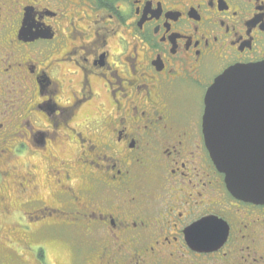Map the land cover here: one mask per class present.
<instances>
[{"label": "flooded vegetation", "instance_id": "flooded-vegetation-1", "mask_svg": "<svg viewBox=\"0 0 264 264\" xmlns=\"http://www.w3.org/2000/svg\"><path fill=\"white\" fill-rule=\"evenodd\" d=\"M263 61L264 0H0V216L77 264H264V204L203 133L209 87Z\"/></svg>", "mask_w": 264, "mask_h": 264}, {"label": "water", "instance_id": "water-1", "mask_svg": "<svg viewBox=\"0 0 264 264\" xmlns=\"http://www.w3.org/2000/svg\"><path fill=\"white\" fill-rule=\"evenodd\" d=\"M203 133L229 192L264 204V61L230 68L209 87Z\"/></svg>", "mask_w": 264, "mask_h": 264}, {"label": "rangeland", "instance_id": "rangeland-1", "mask_svg": "<svg viewBox=\"0 0 264 264\" xmlns=\"http://www.w3.org/2000/svg\"><path fill=\"white\" fill-rule=\"evenodd\" d=\"M15 194L13 204L22 196L19 190ZM30 220L23 217L12 224L10 218L0 216V264H77L74 237L63 229L52 231L41 223L32 225Z\"/></svg>", "mask_w": 264, "mask_h": 264}, {"label": "bare ground", "instance_id": "bare-ground-1", "mask_svg": "<svg viewBox=\"0 0 264 264\" xmlns=\"http://www.w3.org/2000/svg\"><path fill=\"white\" fill-rule=\"evenodd\" d=\"M75 207V206H74ZM67 208V207H66ZM88 214V213H87ZM81 217V216H80ZM79 222V221H78ZM83 222V221H82ZM105 224V223H104ZM95 227V226H94ZM86 231V230H85ZM84 232V231H83ZM95 232V231H94ZM107 234V233H106ZM82 235H83V233H82ZM105 238V237H104ZM95 239V238H94Z\"/></svg>", "mask_w": 264, "mask_h": 264}, {"label": "snow or ice", "instance_id": "snow-or-ice-1", "mask_svg": "<svg viewBox=\"0 0 264 264\" xmlns=\"http://www.w3.org/2000/svg\"><path fill=\"white\" fill-rule=\"evenodd\" d=\"M193 227L195 228V227H199V225H193Z\"/></svg>", "mask_w": 264, "mask_h": 264}]
</instances>
